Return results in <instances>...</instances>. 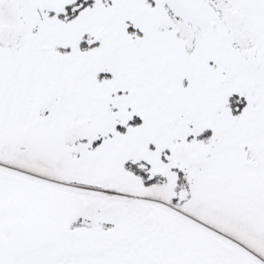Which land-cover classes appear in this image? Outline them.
<instances>
[{"label":"snow or ice","instance_id":"1","mask_svg":"<svg viewBox=\"0 0 264 264\" xmlns=\"http://www.w3.org/2000/svg\"><path fill=\"white\" fill-rule=\"evenodd\" d=\"M0 264H264V0H0Z\"/></svg>","mask_w":264,"mask_h":264}]
</instances>
